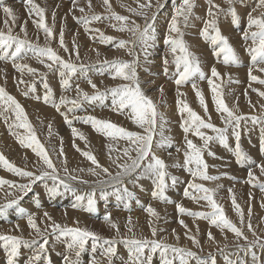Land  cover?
I'll list each match as a JSON object with an SVG mask.
<instances>
[{
	"label": "rangeland",
	"instance_id": "rangeland-1",
	"mask_svg": "<svg viewBox=\"0 0 264 264\" xmlns=\"http://www.w3.org/2000/svg\"><path fill=\"white\" fill-rule=\"evenodd\" d=\"M50 1H52V3L47 2V0H33V3L44 9L45 24L48 27L50 26V24H53V18L50 17V14L53 17V13H55L56 17L54 18V26L57 30V39L55 38L54 33L51 39H45L46 37H44L45 33L43 32V30L39 29L37 27V24L34 23V21L39 20V17H33L29 14V9L31 6H26L25 0H0V5H2L3 7L12 8L14 6L11 4H13L14 2H17L19 5L22 4L17 13L18 15H15V22L12 21V23H10L7 21L6 26V19L2 20L0 17V31L1 29H3L2 31L7 32L8 28L11 27L13 35L15 34V36H19L22 39L25 38L26 35L27 39L33 45H38L40 47L50 46L55 51H57V53L62 58H64L65 60H71V62L76 64L78 66L77 71L70 78V90H65L63 87H61V69L55 65L51 69L45 67L44 63L40 62V59H45L46 63L51 62L47 61L46 58L38 59L31 51L29 52H31L32 54L27 55L28 61L26 60L23 63L22 61L24 59V56L21 55L18 59H16V64H27L31 68L36 69V73H29L27 69L18 71L13 66L14 63L12 62V59L5 60L3 64H0L3 65L0 68V87H4L6 92L13 96L16 101L22 106L24 112L27 115L28 121L35 130V134L38 137L39 142L44 146V148L49 153L52 161L54 162L58 172V176L61 179H64L66 183L68 182L66 191L70 190L72 194L77 195L78 190L81 189L80 187H83L82 189H84L85 187H97L99 186L98 184H100L99 180L101 181L109 179V177L103 172V168H107L112 175H115L116 172L119 171V169L117 168V163H124L128 160V158L123 155V150L129 147L130 142L128 140L117 138V140L114 141V139L108 137L109 140L104 143L106 145L104 146L100 143L105 142V135L95 130L91 123H84L83 119L81 118L91 116L99 120L110 121L128 131L137 132L140 134H144V130L137 124L133 123L127 110H125L123 113L113 111L112 97L110 94L106 96L103 102L98 100L88 101L83 99L82 97L79 98V106L74 108V110L76 109L77 111H74L72 106L70 105H63L60 108V112H57L54 106L50 108L51 111L48 112V105L44 102L46 91L45 83H47L48 88L51 89L52 96L58 97L57 99H55L57 100V103H59V95H61V93H63L65 98L76 99L77 85L83 92L88 93L89 95H94L97 90L104 92L116 86L130 83L129 81H125L120 78L112 79V73H110L111 71L105 64V61L110 62L113 60H121L132 62L134 60H137L138 63L140 62L136 65V71L139 81L142 79L138 74L140 69H142L140 71L141 75L143 74V76H147L148 78L152 77V80L154 81H159L158 85L157 82H154L152 84V82L146 83L140 81V85L143 84L141 85V87L144 90L145 94L149 97H152L151 99L157 105V111L159 113L162 110L165 111L161 112L164 116L166 115L165 119L167 121V124L164 125V136L169 137L173 134L172 136H170L172 141L171 147H165L162 149L155 148V146L153 147V151L155 152V154L163 159L168 166V176L166 177L167 187L164 193L166 201L160 199L161 202H155V197H153V195L151 194L153 192L150 193V197L148 196L147 199L141 198V193L135 187H128V192L132 194L131 197L123 195V198L125 200H120L118 203H111V201H108L106 198H99L96 201V196H94V200L96 201L98 206H102L104 208L103 216L110 214L111 223H115L117 225L118 231L117 228L111 227L110 224V227L108 226L109 228L106 229V226H101L99 223H97V221L100 220L99 217L101 216V214L95 215L94 217L90 215L87 216L84 208L76 204H70L73 207L70 205H68L69 207H66L67 210H72L71 212H74L77 215L79 212L83 217H85V221L83 225L81 224V226L78 220H76L77 222H74L75 224H65L66 226H79V228L81 229L87 228L86 230L92 231L98 237H100V239L96 241L95 251H93L92 239L89 238L87 240L84 251L78 258L79 264H91L93 260L96 261V264H131V261L129 260L130 245H128L126 241L133 238L163 240L171 245L183 248L185 247L186 249H189L192 252L196 253V258L190 259L189 264H213V262L214 264H264V247L261 246L264 245V206H262L264 205V192H262L258 186H253V184L249 183L248 180V173L249 171H251L254 176L258 178V180L254 183H264V175L261 174L260 169L257 167V165L264 164V151H262V148H264V119L260 120L257 123H253L251 119H243L240 122V127L238 129V131L240 132L239 144L242 151L247 155V157H249V161L237 163L236 157L234 155V149L237 142L235 140V137L232 135L231 127L228 128V131L226 133L228 137L227 147L221 145L219 141L209 142L208 150H205L204 152V160L208 165L207 175L217 176L219 177V179L201 180L199 178H194L191 173L183 167L185 133L181 128V124L183 122V119L187 118V114L185 113L182 116V114L176 107L177 104L174 102L175 99L177 101L176 96H178V90L175 89L172 79L177 72H175L176 67L172 63L173 55L170 52L169 46L165 43V37H174L176 35V33L168 32L169 24L172 20L174 9L181 5L182 0H150V7H140V5H147L149 3V0H109L110 8L103 3V0H96V2H98L97 6H86L87 10H90V12L86 13L85 7L83 8L84 13L81 11L78 12L80 15L76 14V12L73 11L70 12L69 9L65 10L63 14H61L57 10L60 4H62L61 8L64 9L65 6L63 4H65L68 0ZM84 3L85 2H83V4ZM192 3L194 7L192 8L187 23L185 24L182 17H178V26L183 33V39L188 45L190 52H192L195 56L197 55L196 57L198 58V60H200L199 64L202 72L206 77H209L211 76V69L213 67H220L216 68L221 72H218L220 73V78L215 79L214 82L217 85L218 91L222 94V98L225 104L237 115L243 117H264V97L258 95L257 91H253V89H257L261 92H264V84L253 82L249 79V68L253 66L251 64L250 55L246 52V48L251 45V41L249 40L245 42L242 39L244 31L248 27L249 13H251L253 17L264 18V6L260 5V0H232L231 5L227 3V0H192ZM200 4L202 6H199ZM9 5H11V7ZM212 5H218L219 8H212ZM67 7L70 8L69 5H67ZM230 7L234 11H236L234 12V14L231 11V13L229 12ZM196 8H198V11ZM210 8H212V11L215 13L214 17L209 16ZM224 12H227L225 13L226 18H221V15ZM2 13L4 12L2 11ZM113 13L115 15L128 18V20L124 24L126 29L132 27L133 22L135 23V25H139L140 28L143 29L146 20L151 21L152 17H155V40L150 42L151 46L147 49V59H145L144 52L140 45L137 44L135 47H133L131 43L135 39L133 33L128 30H118L121 22L113 18ZM194 14H197L199 16L198 18H201L200 20H198L199 23L197 21H193L194 19H197V16H195ZM73 16L88 18H91L92 16H99L101 17V19L92 20L87 25L90 34L88 31H86L87 33L85 32V34H82L83 36H80L82 38L81 39L80 37H78V35H76L77 30L80 28H85V25L83 23L77 22V20L74 19ZM7 18L8 20H11L9 17ZM21 18L22 21L18 26V20ZM61 18H65L70 21H66L64 19L63 22ZM213 18H215L216 20V27L219 29L220 33L228 38V41L232 48L237 51L236 54L240 53V51H243L242 54H237V56H239L238 58L240 59L238 65H232L231 63L225 64L223 56L222 58L216 57L213 54L214 46L212 45L211 41L205 40L201 36L200 33L201 30L205 27V21ZM46 21L49 23H47ZM114 25L115 27H113ZM22 26L26 29V34L25 32H21L20 29ZM50 28H52V25ZM62 28L64 34V43L69 48V52H65L59 44L60 32ZM97 29L99 31H96ZM255 30V28L252 29V31ZM209 31L211 32V29ZM66 33H71V35L64 38ZM73 33L76 34L74 35ZM101 33H103L104 36L113 37V40L101 42V44H103L102 52H95L94 55H92L89 53L91 46H87L90 43H86L84 45L83 40L85 39V41H87L90 36L92 37V41H101ZM86 34L88 35L85 36ZM70 36L72 37V39ZM121 40L128 41V45H126V47L124 48L117 47V43ZM54 41H56V45H54ZM73 42L78 45L75 50L73 49ZM99 43L100 42H97V44ZM238 43L240 49L242 48L241 50H239ZM85 46L87 47L85 48ZM13 50L14 48L10 49V52ZM152 54L154 58H161V55H164V58L166 57L168 60H170V63H168L167 65V71L165 73V65L162 59L158 62L157 65V60L153 59L154 67L153 65L151 66L148 63L153 57ZM201 55H206L211 58L210 64L206 65L207 67L203 66V63L201 64ZM220 60L221 62L219 63ZM262 66L264 67V65H261V67ZM9 68H14V70H11ZM93 68H98L99 71H97L96 73L101 72L102 70H104V68L105 70L103 74H98V76H89ZM239 69L242 70V73L238 76V74L240 73L235 71H239ZM255 69L256 68L253 67L252 74L259 77L260 79H264V73H261ZM233 71L235 73H233ZM89 79L97 85V89H93L89 85ZM21 80H23L24 83H21ZM54 84L58 85L59 88L55 90L52 89V85ZM181 85V89L183 92H179L183 93L184 96L180 97V99L185 101L193 111H195L205 120H208L210 117L211 122L217 127H224L221 122L220 113L217 112L216 106L213 102V93L209 89L207 79H204L203 81V79H200L199 74H194L187 82ZM189 85L190 88H188ZM193 85H195L196 88L203 93V97L205 99L208 110L207 114L198 101L196 91L193 89ZM154 86H156L155 89L159 90L161 87H163V95H165V93L167 95L171 94L170 97L172 98V100H164V106H166L167 104V108L164 106L162 108L159 107L163 100V95L161 94V92L159 94L161 96H158L156 94L149 95V92L151 93V91L155 90L152 89ZM169 87L170 90H168ZM59 89L60 93L59 95H57L56 91H59ZM175 91L177 92L175 93ZM247 95L249 97L246 98ZM30 98L32 101L30 100ZM169 102H171L173 105L171 103L169 104ZM43 103L45 104L43 105ZM93 105H95V109H98L99 107L102 108L99 110H94ZM169 106L170 108H168ZM4 107L5 106L3 104H0V153H2L9 162L22 170L32 171L36 174H39L41 171L46 170V166L42 161L39 160L33 149L31 147L25 146L24 144H21L18 141V136H20L21 134L27 135L26 130L19 128H10V125H13L12 123L15 122V114L12 110L5 111ZM42 107L45 108L43 109ZM69 108H72V110L69 111ZM168 110H171L173 112H168ZM61 113H64V115H61ZM168 113L170 114L168 115ZM65 117H67V119L71 121V124L65 122ZM52 119H54L55 122H52ZM49 124H51V131L49 130ZM175 125L177 128L174 132L172 130L174 129ZM73 128H75L78 133L75 136L72 131ZM180 128L182 131L180 130ZM166 129H168L172 133L166 131ZM178 130L180 133L177 132ZM202 131L205 132L206 135H215L209 129H202ZM13 132H15L16 134L14 135ZM99 133V137L101 138L102 136V141H100V138L98 139V137H96ZM79 134H82L84 139H81ZM187 138L192 139L193 142L197 145H201L203 143L198 137L192 135L191 132L187 134ZM3 139H6V144L3 142ZM159 139L160 136L158 127L157 135L154 136V141H158ZM112 143L114 144V146ZM115 144L117 146H115ZM99 145H102L100 149ZM61 147L63 148L62 156L60 155ZM177 149H180V151H177ZM209 150L215 155H208ZM129 151L131 156L134 157L136 155V153L131 149H129ZM72 152L73 154L75 153L76 155L80 156V161L78 162V164H75L74 159L72 160ZM82 152H90L93 156H95L101 167L98 168L96 167V165H93L91 161H89L84 155H82ZM169 153H171V155H169ZM65 167H67L68 169L67 173H65L64 171ZM89 169H94L96 175H93L92 172L89 171ZM71 176H76L78 177V179L72 180L70 179ZM134 176L135 174L132 177H128L126 179L132 180ZM171 177L176 178L175 184L172 183ZM0 180L10 182L0 185V206L9 203L12 200H18V203L16 205L7 208L2 214H0V234L21 236L24 240L29 241V244L27 246H24L23 244L21 245L18 255L15 258V264H27L30 257H32V255L39 248V244L43 242V237L38 235L35 230L28 227L27 215H34L35 220L37 221L36 223L42 232L45 228H47L48 223H50L44 217L45 212H47L49 216H51L53 221L56 220L55 222L63 226L64 224L60 222V220L56 216V213L54 212H65V210L56 202L51 203V199L56 194V192L58 193L62 188L65 187L64 185L60 184L58 180L54 181L50 177H46L31 184L30 190H21L18 187H13L12 185L28 184L29 179L7 170L3 165H0ZM84 180L87 181V183L82 182ZM127 180L124 181L125 184L128 183ZM74 181H77L75 183L79 182L81 186L79 184L75 185ZM189 182L202 184L207 188L213 189V197L215 201L220 206H222L224 215L229 221H231L235 226L242 230L244 236L247 237V240H245L243 237H237L227 228H221L213 225L209 219L194 217L187 213H181L180 211H178L177 204L188 210V212L207 213L211 211V209L207 206L206 201L196 200L184 195L185 189L189 186ZM54 187L56 188V191L50 192L49 189H52ZM154 190L155 186L153 191ZM188 190L190 195L192 196L203 195L202 193L195 192L190 188H188ZM229 190H231V192ZM233 198L235 199L236 204L239 206V209L243 213V223H241V217L233 206ZM40 199H44V201H41ZM30 200L38 202L40 201L41 203L39 207H32L30 209V207L27 206ZM147 205L155 210L157 216L149 215L147 211V208L149 206ZM249 207H251V226L255 234H253V231L248 230ZM23 208L25 209V211L20 214L18 210H22ZM142 208L146 209L144 210ZM41 210L43 211V213H39ZM103 216L102 218H104ZM73 217H75V215ZM129 217H131V224L128 223ZM92 221H94L95 223H91ZM180 221H183L184 225H187V228H185L180 223ZM17 225H19V228L23 231L17 229ZM129 227L132 228V231H129ZM152 228L157 229L155 237H153L152 235ZM173 230H175V235L173 234ZM169 232L170 235L167 234ZM209 233H211L214 239H209ZM44 236L47 238L48 243L46 245L45 251L41 253V259L39 261H36L35 264H65L64 257L66 255L69 256L73 261L77 260L75 251H70L67 247L70 239H68L67 237H60L58 236V234L52 233L51 228H47V231L44 232ZM177 236L179 237V240H177ZM188 236L195 237V239L198 241V244H194L193 241L188 238ZM257 239H259V243L256 244L251 250H249V244L257 241ZM33 240L36 241L35 244L31 243ZM105 241H115V243L107 244L105 243ZM56 243H58L59 245L57 246ZM97 245L99 247V250H96ZM108 247H114V254H107L106 250ZM253 253L255 254V258ZM145 256H147V251L145 253ZM172 256L173 254L169 252L168 257L172 258ZM0 264H8L7 249L5 248L2 241H0ZM151 264H162V256L159 250L152 254ZM174 264H179V261H175Z\"/></svg>",
	"mask_w": 264,
	"mask_h": 264
},
{
	"label": "snow or ice",
	"instance_id": "snow-or-ice-1",
	"mask_svg": "<svg viewBox=\"0 0 264 264\" xmlns=\"http://www.w3.org/2000/svg\"><path fill=\"white\" fill-rule=\"evenodd\" d=\"M26 6L30 5L29 14L35 13L36 16L39 17L38 21H34L37 24V27L45 33L46 40H49L53 37V32L50 27L45 24V16L44 9L40 8L38 5L33 3V0H25ZM89 7H91V0H88ZM103 3L110 8L109 0H103ZM227 3L232 4V0H227ZM73 4L75 7V0H73ZM260 5L264 6V0H260ZM151 3L147 5H140V7H150ZM2 7L3 12L15 22V16L13 15V10L9 7ZM194 7L192 0H182V3L179 7L174 9V14L172 20L169 24V32L176 33V35L165 37V43L169 46L170 52L173 55L172 63H174L176 67V77L175 84L179 89V86L185 82H187L194 74H199L200 79H207L209 89L213 93V102L216 106V110L220 113L221 122L224 127H217L215 124L211 122L209 117L208 120L202 118L199 114L193 111L190 106L180 99L183 96V93H179L176 101L177 109L182 114H187V118L183 119L181 124L182 130L185 133V151H184V161L183 167L188 170L194 178H199L201 180H216L219 179L217 176H209L207 175V167L204 160V152L208 150L209 142L211 141H219V143L225 147L228 146V137L226 135L228 128H232V135L235 137L236 146L234 149V155L236 157L237 163H243L245 161H249V157L242 151L240 148L239 140H240V132L238 131L240 127V122L243 119H251L253 123H257L260 120L264 119V117H243L237 115L232 109H230L224 102L222 98V94L218 91L217 85L215 84V79L220 78V73L216 70L215 67L211 69V76L206 77L202 72L199 64L198 58L189 50L188 45L183 39V33L181 32L178 26V17H182L185 24L188 21L189 15ZM212 8H219L218 5H212ZM212 8L209 9V16L214 17L215 13L212 11ZM81 12L84 11L83 8L79 9ZM229 11L233 12L232 8H229ZM55 18V13H53V20ZM79 23H83L85 25V30L89 31L87 25L92 20H99L101 17L92 16L88 17H73ZM113 18L119 22H121V26L119 27V31L128 30L133 33L135 37L134 41H132L133 47L137 44L141 46L145 59H147L148 51L147 49L151 46L150 42L155 40V17L153 16L151 21L146 20L145 26L143 29L140 28L139 25H135L133 22V26L130 28H125L124 24L128 20L127 17L119 16L113 14ZM235 23V21H234ZM5 25L7 26V20L5 21ZM115 27V25L113 26ZM255 28V31L252 29ZM211 29V32L209 31ZM21 32H25L26 29L22 26ZM96 31H99L98 29ZM201 36L205 40H210L212 45L214 46V55L219 57L223 54V60L225 64L231 63L232 65L239 64V58L235 52V50L230 45L228 38L223 36L219 29L216 27L215 18L205 21V27L201 30ZM63 28L60 32V47L65 51L69 52V48L65 45L63 39ZM242 39L247 42L251 41V45L246 48V52L250 55L251 64L256 68L257 71L264 73V67H259V65H264V18L261 17H253L251 13L249 14L248 19V27L245 29ZM101 42L112 41L113 37L104 36L103 33L100 34ZM128 41H119L117 43V47L124 48L128 45ZM78 46L73 42V49L75 50ZM13 51H9L13 49ZM31 51L38 59L46 58L47 61L51 63H46L45 59H40L41 63H44L45 67L51 69L54 65L61 69V87L65 90H70V78L77 71V65L71 62V60H65L62 58L57 51H55L52 47H40L38 45H33L26 37L20 38L19 36H15L12 34L11 27L8 28L7 32L0 31V60H6L11 58L13 62L18 59L22 53H27ZM78 58V52H77ZM138 61L134 60L132 62L121 61V60H113V61H105V64L111 71V78H120L125 81H129L128 84H123L116 86L114 88L108 89L104 92L99 90L96 91L94 95H89L88 93L83 92L79 86L77 85V98L69 99L65 97H61L60 102L56 103L52 100L51 89L48 88L47 83H45V96L44 102H52L53 106L56 108L57 112H60L61 105H71L72 108L79 106V98H83L88 101H101L103 102L107 95H111L112 97V109L113 111H117L123 113L127 110L130 114V118L133 123L137 124L140 128L144 130V134H140L137 132L128 131L110 121L99 120L95 117H86L83 119L84 123H91L93 128L98 132L103 133L106 137H110L111 139H125L130 142L129 147L123 150V155L128 158V160L124 163H117V168L119 171L116 172L115 175H112L107 168H103V172L109 177L108 180H101L102 184H114L120 185L123 184L124 179L128 177H132L134 174L136 179H139L142 176L155 177L156 184L155 190L153 191V197H158L161 200L166 201V197L164 195L165 189L167 187L166 177L167 173V165L163 159H161L158 155L153 151V147L155 148H165L171 147L172 141L170 137L164 136V125L167 123L164 115L157 111V105L153 102V100L147 96L140 85V81L138 79L136 65ZM163 63L165 65V71H167V65L169 63L167 58H164ZM18 71H23L27 69L29 73H36V69L31 68L27 64H15L13 65ZM82 67V66H81ZM253 67L249 68V79L253 82H258L260 84H264V79H260L259 77L252 74ZM24 83L23 80L20 81ZM89 85L93 89H97V85L93 83L90 79L88 80ZM193 89L196 91V96L200 105L204 108L205 113L207 114V105L205 103V99L203 97V93L193 85ZM33 90V89H30ZM253 91H257L258 95L264 97V92H261L257 89H253ZM161 94H163V87L160 88ZM26 95V93H25ZM0 104H3L4 110H12L15 114V122L13 125H10V128H19L26 130L27 135L21 134L18 136V141L21 144H24L27 147H31L40 161L46 166V170L41 171L39 174H36L32 171L22 170L17 168L14 164L8 161V159L0 153V165H3L7 170L14 172L15 174L27 177L29 179L28 184H20V185H12L13 187H18L21 190L31 188V184L36 181L42 180L46 177H50L54 181H59L60 184L64 185L65 188L68 187L66 181L61 179L58 176L57 169L55 167L54 162L52 161L49 153L44 148V146L39 142L38 137L35 134V130L28 121L27 115L24 112L22 106L16 101V99L8 94L4 87H0ZM69 108V111L72 110ZM64 115V113H61ZM65 122L71 124V121L65 117ZM159 127V136L160 139L158 141H154V136L157 135V128ZM202 129H209L215 135H206ZM49 130H51V124H49ZM74 136L77 135V130L75 128L72 129ZM191 132L192 135L198 137L203 143L201 145H197L193 142L192 139L187 138V134ZM15 135L16 133L13 132ZM81 139H84L82 134H79ZM134 145V147H133ZM75 146V145H74ZM134 151L136 155L133 157L130 155V151ZM79 150V149H77ZM180 151V149H177ZM264 151V148H262ZM60 155H63V148L61 147ZM93 165L96 167H101L96 160L95 156H93L90 152H82ZM171 155V153H169ZM208 155L214 156L210 150L208 151ZM115 162V161H114ZM260 169L262 175H264V164L257 165ZM50 170V171H48ZM65 173L68 172L67 167L64 168ZM82 171V169H81ZM93 175H96L94 169H89ZM249 183H252L253 186H258L262 192H264V183H254L258 180L254 174L249 171ZM70 179L77 180L78 177L71 176ZM172 183H176V178L171 177ZM87 183V181H82ZM10 183L8 181L0 180V185ZM188 188L194 190L195 192L202 193L200 196H192L189 193ZM188 188L185 189L184 195L189 198H193L196 200H204L207 202V206L211 209L210 212L202 213V212H188V210L184 209L181 205L177 204V209L181 213H187L194 217L206 218L209 219L210 222L221 228H227L231 232H233L237 237H243L247 240V237L244 236L242 230L235 226L231 221H229L224 212L222 210V206H220L214 199L213 194L214 190L205 187L202 184H197L193 182H189ZM50 192H55L56 188L49 189ZM231 192V190H229ZM123 193L127 197H131V193L128 192V189L125 187L123 189ZM83 197H77V200H82ZM117 199H122L120 195L117 196ZM18 200H12L9 203L0 206V214H2L7 208L16 205ZM94 204V200L92 198L88 199V206L91 208ZM233 206L236 209L237 213L241 217V223H243V213L239 209V206L236 204L235 199L233 198ZM264 206V205H262ZM75 207V205H74ZM127 207V206H126ZM24 211L23 209L21 210ZM148 213L151 216H157V213L150 206L147 208ZM249 214V223L248 230L253 231L251 226V207L248 210ZM44 217L46 218L48 223L47 228H51L52 233L58 234L60 237H68L70 238V242L67 247L70 251H75V256L77 257L76 261L70 259L69 256L64 257L65 264H79L78 258L80 254L84 251L85 244L89 238L93 241V251H95L96 241L100 239L94 232L81 229L79 227H68L66 225H61L52 220L51 216L47 212L44 213ZM105 221L110 223L111 227L117 228L115 223H111L110 214L105 216ZM27 223L28 226L35 230L36 233L43 237V242L39 244V248L36 252L30 257L27 264H35L36 261L41 259V253L45 251L46 245L48 243L47 238L44 236V232L47 231V228L42 232L38 227L35 217L32 214L27 215ZM129 224H131V217H129ZM180 223L187 228V225H184L183 221ZM151 224V222H150ZM17 229H19V225H17ZM118 231V228H117ZM129 231H132V228L129 227ZM157 229L152 228L153 237L156 236ZM173 234L175 235V230H173ZM187 235V233H186ZM189 239L193 241L194 244H198V241L193 236H188ZM209 239H214L211 233H209ZM177 240L179 237L177 236ZM0 241L3 242L5 248L7 249V259L8 264H15V258L18 255L19 249L21 245L27 246L29 241L24 240L21 236L16 235H7L0 234ZM31 243L35 244L36 241L33 240ZM107 244H114L115 241H105ZM128 245H130L129 251V260L131 264H151L152 254L157 250L161 252L162 256V264H174L175 261H179V264H189L190 259L196 258V253L192 252L189 249L178 247L175 245H171L166 243L163 240L157 239H129L126 241ZM259 243V239L249 244V250H251L256 244ZM264 247V245H261ZM147 251V256L145 253ZM108 255H112L115 252L114 247H108L106 250ZM171 252L173 254L172 258L168 257V253ZM254 258L255 254L253 253ZM91 264H96V261L93 260ZM214 264V262H213Z\"/></svg>",
	"mask_w": 264,
	"mask_h": 264
},
{
	"label": "bare ground",
	"instance_id": "bare-ground-1",
	"mask_svg": "<svg viewBox=\"0 0 264 264\" xmlns=\"http://www.w3.org/2000/svg\"><path fill=\"white\" fill-rule=\"evenodd\" d=\"M72 0H68L65 4H63L65 7H64V9H62L61 8V6H62V4H60L59 5V7H58V11L61 13V14H63V12L65 11V10H67V9H69L70 10V12L71 11H73V12H76V14H78V15H80L78 12H80V8H85L86 6H89V3H88V1L87 0H80V1H78V0H75V7H74V4H73V1L71 2ZM203 1V0H202ZM38 2V1H37ZM43 2V1H42ZM47 2H51L52 3V1H48L47 0ZM56 2V1H55ZM83 2H85L84 4H83ZM10 3V2H9ZM41 3V2H40ZM257 3V2H256ZM69 5L70 6V8H68L67 7V5ZM11 5H13L14 7H12L11 9L13 10V15L15 16H17L18 14V11H19V9H20V7H21V5H19L17 2H14L13 4H11ZM11 5H9L10 7H11ZM24 5V4H23ZM85 5V6H84ZM91 5L92 6H97L98 5V2H96V0H91ZM236 5V4H235ZM84 6V7H83ZM100 6V5H99ZM199 6H202L201 4L199 5ZM204 6V5H203ZM50 7V6H49ZM52 7V6H51ZM198 7V6H197ZM236 7V6H235ZM48 8V7H47ZM93 8V7H92ZM231 8V7H230ZM234 8V7H233ZM86 9V13H89L90 12V10L88 11L87 10V7L85 8ZM197 9V11H198V8H196ZM261 9V8H260ZM50 10V9H49ZM0 11H1V15H0V17H1V19L3 20H7L8 22H10V23H12V19L11 20H8V16L5 14V13H2V7H0ZM245 11V10H244ZM47 12V11H46ZM200 12V11H199ZM230 12V11H229ZM234 12H236V11H234ZM45 13V12H44ZM84 13V12H83ZM82 13V14H83ZM193 13V12H192ZM225 13H227V12H224L221 16V18H226V14ZM231 13V12H230ZM229 13V14H230ZM248 13V12H247ZM114 14V13H113ZM228 14V15H229ZM250 14V13H249ZM33 17H36V15H35V13H32L31 14ZM87 15V14H86ZM89 15V14H88ZM195 16H197V19L195 20H193L194 22H198V20H200L201 18H198L199 16L197 15V14H194ZM6 16V17H5ZM64 16V15H63ZM63 16H62V18H63ZM82 16V15H81ZM5 17V18H4ZM50 17L51 18H53L52 16H51V14H50ZM56 17V16H55ZM74 17V16H73ZM20 18V17H19ZM47 18V17H46ZM61 18V19H62ZM167 18V17H166ZM195 18V17H194ZM0 19V20H1ZM59 19V18H58ZM57 19V20H58ZM60 19V20H61ZM65 19V18H64ZM64 19H62V21L64 22ZM33 20H35V19H33ZM50 20V19H49ZM66 21H70V20H67V19H65ZM158 20V19H157ZM21 21H22V18L21 19H19L18 20V22L19 23H17L18 24V26H19V24L21 23ZM101 21V20H100ZM156 21V20H155ZM191 21V20H190ZM220 21V20H219ZM30 22V21H29ZM47 22V21H46ZM50 22H52V21H50ZM112 22V21H111ZM24 23V22H23ZM47 23H49V22H47ZM100 23V22H99ZM102 23V22H101ZM199 23V22H198ZM33 24V23H32ZM63 24H65V23H63ZM29 25H30V23H29ZM51 25H52V32L55 34V38L57 37V30H56V28H55V26H54V20H53V24H50V26L49 27H51ZM58 25V24H57ZM60 25V24H59ZM199 25V24H198ZM61 26V25H60ZM71 26V25H70ZM77 26V25H76ZM82 26V25H81ZM80 26V27H81ZM84 26V25H83ZM121 26V25H120ZM74 27H75V25H74ZM79 27V26H78ZM85 27V26H84ZM88 27V26H87ZM190 27V26H189ZM232 27V26H231ZM64 28H65V25H64ZM95 28H96V26H95ZM192 28V27H191ZM20 29V28H19ZM58 29V28H57ZM187 29H189V28H187ZM3 29H1V31H2ZM74 30V29H73ZM197 30V29H196ZM85 32H86V30H85V28H80V29H78L77 30V34L76 33H73L74 35L76 34V35H78V37H80L83 33L85 34ZM89 32V31H88ZM169 32V31H168ZM39 33H41V32H39ZM87 33V32H86ZM170 33V32H169ZM237 33V32H236ZM21 34V33H20ZM38 34V33H37ZM89 34H90V32H89ZM157 34V33H156ZM15 35V34H14ZM69 35H71V33L69 34V33H66V35L64 36V38L65 37H67V36H69ZM88 34H86L85 36H87ZM234 35V34H233ZM73 36V35H72ZM83 36V35H82ZM95 36V35H94ZM94 36H93V38H94ZM31 37V36H30ZM45 37V36H44ZM71 37V36H70ZM69 37V38H70ZM97 37V36H96ZM234 37V36H233ZM81 38V37H80ZM98 38V37H97ZM46 39V38H45ZM57 39V38H56ZM55 39V40H56ZM67 39V38H66ZM71 39H72V37H71ZM70 39V40H71ZM77 39V38H76ZM82 39V38H81ZM92 39V37H90L89 36V38L87 39V41H85V39L83 40V42H84V45L86 44V43H90V44H88L87 46H91V48H90V51H89V53L90 54H92V55H94V53L96 52V53H98V52H102V45L103 44H101V41H99V40H95V41H92L91 40ZM96 39V38H95ZM75 40V39H74ZM94 40V39H93ZM38 41H39V39H38ZM196 41V40H195ZM55 43H54V45H56L57 43H56V41H54ZM95 42H96V45H95ZM97 42H100L99 44H97ZM238 42H239V40H238ZM198 43V42H197ZM106 45V44H105ZM78 46V45H77ZM87 46H85V48L87 47ZM237 46V45H236ZM238 46H239V43H238ZM237 46V47H238ZM81 47H83V46H81ZM97 47V48H96ZM100 49H99V48ZM195 47V46H194ZM236 48V47H235ZM57 49H59V48H57ZM242 49V48H241ZM240 49V46H239V50H241ZM245 50V49H244ZM10 51V50H9ZM235 52H237V51H235ZM242 52L243 51H240V53L242 54ZM86 53V52H85ZM240 53H237L238 55L240 54ZM0 54H2V53H0ZM28 54H32L31 52H27V53H22L21 55H23L24 56V59H23V63L27 60V55ZM244 54V53H243ZM101 56V55H100ZM152 56H153V54H152ZM162 57L160 58V57H157V58H154V56L151 58V61L150 62H148L151 66L154 64L153 63V59H156L157 60V63H156V65L158 64V62L162 59V60H164V55H161ZM197 56V55H196ZM200 56V55H199ZM222 56L223 55H220L218 58H222ZM242 56V55H241ZM201 64L203 63V66H206L207 64H210V59L211 58H209V56H206V55H201ZM217 57V56H216ZM239 57V56H238ZM244 57V56H243ZM166 58V57H165ZM11 58H9V59H6V60H10ZM139 59V58H138ZM173 59V58H172ZM240 60V59H239ZM5 60H0V64H3V62H4ZM16 61L17 60H15V62H13V63H15L16 64ZM28 61V60H27ZM146 61V60H145ZM168 61H170V60H168ZM200 61V60H199ZM147 62V61H146ZM221 62V60L219 61V63ZM140 63V62H139ZM138 63V64H139ZM170 63V62H169ZM218 63V64H219ZM222 63H223V61H222ZM174 64V63H173ZM160 65V64H159ZM171 65V64H170ZM223 65V64H222ZM3 65H0V68L2 67ZM175 66V65H174ZM153 67H154V65H153ZM207 67V66H206ZM233 67V66H232ZM260 67H261V65H260ZM263 67V66H262ZM5 68H7V67H5ZM137 68V67H136ZM151 68V67H150ZM149 68V69H150ZM216 68H220V67H216ZM9 69H11V68H9ZM16 69V68H15ZM232 69V68H231ZM246 69V68H245ZM8 70V69H7ZM11 70H14V68L13 69H11ZM102 70V69H101ZM104 70H105V68H104ZM104 70H102L101 72H99V73H96L97 71H99L98 70V68H93L92 69V71H91V73L89 74V76H92V75H97L98 76V74H103L104 73ZM142 69H140L139 70V72H138V74H139V76L142 78L140 81H142V82H146V83H150V82H152V84L154 83V82H157V85H158V83H159V81H154V80H152L153 78L151 77V78H148L147 76H143V74L141 75V71ZM151 70V69H150ZM172 70V69H171ZM175 70V69H174ZM218 72H220V70H218V69H216ZM235 70V69H234ZM244 70V69H243ZM256 70V69H255ZM152 71H154V70H152ZM225 71V70H224ZM166 71H164V73H165ZM176 72V71H175ZM174 72V73H175ZM235 72H238V73H240V74H238V76L239 75H241V73H242V70H240L239 69V71H235ZM234 71H233V73H235ZM254 72H256V71H254ZM111 73V72H110ZM172 73H173V71H172ZM209 73V72H208ZM221 73V72H220ZM245 73V72H244ZM17 74V73H16ZM108 74H109V71H108ZM149 74V73H148ZM177 74V73H176ZM101 76V75H100ZM108 76V75H107ZM157 77V76H156ZM175 77H176V75H174L173 76V85H174V87H175V89H177L178 91H181V92H183L182 91V85H180L179 86V89L177 88V85L175 84V82H174V79H175ZM155 78V77H154ZM172 78V77H171ZM223 78V77H222ZM54 79V78H53ZM170 79V78H169ZM107 81H110V80H107ZM203 81H204V79H203ZM169 82H171V81H169ZM12 83V82H11ZM195 83V82H194ZM200 83V82H199ZM19 84V83H18ZM52 84V83H51ZM184 84V83H183ZM141 85H143V84H141ZM146 85V84H145ZM150 85V84H149ZM156 85V86H157ZM172 85V86H173ZM197 85V84H196ZM229 85V84H228ZM156 86H154L152 89L154 90L155 88H156ZM162 86V85H161ZM145 87V86H144ZM166 87V86H165ZM174 87H173V89H174ZM59 87H58V85H56V84H54V85H52V89H58ZM184 88H185V86H184ZM188 88H190V85H189V87ZM166 89V88H165ZM242 89V88H241ZM22 90V89H21ZM167 90V89H166ZM168 90H170V87H169V89ZM167 90V91H168ZM187 90H189V89H187ZM185 91V90H184ZM55 92V91H54ZM57 93V95H59V93H60V89H59V91H56ZM61 92H63V91H61ZM177 91H175V93H176ZM66 93V92H65ZM180 93V92H179ZM192 93V92H191ZM223 93V92H222ZM228 93V92H227ZM243 93V92H242ZM154 95V94H156V95H158V96H161V95H159L160 94V90L159 89H155L154 91H151V93L149 92V95ZM188 94V93H187ZM163 95V94H162ZM169 95V96H168ZM166 94L165 93V95H163V100H162V102H161V105L159 106V107H163L164 106V100H169V99H171L172 100V98L170 97V95L171 94ZM177 95V94H176ZM192 95V94H191ZM184 96V95H183ZM186 96V95H185ZM61 97H64V95H63V93H61V95H59V102H60V99H61ZM177 98H178V96H176ZM182 97V96H181ZM247 97H249L248 95L246 96V98ZM58 97L57 96H52V100H55V99H57ZM150 98H152V97H150ZM33 99V98H32ZM155 99V98H154ZM30 100H31V98H30ZM39 100V99H38ZM174 100V99H173ZM186 100V99H185ZM247 100V99H246ZM32 101V100H31ZM35 102V101H34ZM38 102V101H37ZM55 102L57 103V100H55ZM160 102V101H159ZM173 102V101H172ZM175 103H176V99H175V101H174ZM173 102V103H174ZM171 102H169V104H170ZM30 104V103H29ZM33 104V103H32ZM45 103H43V105H44ZM172 104V103H171ZM241 104V103H240ZM47 105H48V112H50L51 111V109L50 108H52L53 107V104H52V102L50 101L49 103H47ZM173 105V104H172ZM31 106V105H30ZM34 106V105H33ZM40 106V105H39ZM63 105H61V107H62ZM71 106V105H70ZM166 106H167V104H166ZM166 106H164V107H166ZM69 107V106H68ZM172 107V106H171ZM177 107V106H176ZM43 108V107H42ZM45 108V107H44ZM43 108V109H44ZM47 108V107H46ZM93 108H94V110H99V109H101L102 107H99L98 109H95V105H93ZM167 108V107H166ZM165 108V109H166ZM168 108H170V106L168 107ZM164 109V108H163ZM62 110V109H61ZM73 110H74V108H73ZM63 111V110H62ZM74 111H77L76 109L74 110ZM171 111V110H170ZM169 110H168V112H170ZM32 112V111H31ZM40 112V111H39ZM42 112V111H41ZM65 112V111H64ZM161 112H165V111H161ZM160 112V113H161ZM171 112H173V111H171ZM175 113V112H174ZM78 114V113H77ZM167 114V113H166ZM170 113H168V115H169ZM39 116H40V114H39ZM166 116V115H165ZM164 116V117H165ZM176 116V115H175ZM46 117V116H45ZM79 117V116H78ZM174 117V116H173ZM42 118V117H41ZM49 118V117H48ZM31 120H33V119H31ZM44 120V119H43ZM52 122H55L54 121V119H52L51 120ZM13 124V123H12ZM34 124V123H33ZM167 124V123H166ZM174 124V123H173ZM176 124V123H175ZM46 125V124H45ZM171 127V126H170ZM165 128V127H164ZM166 128H168V127H166ZM176 125H175V127H174V129L172 130V131H176ZM179 128V127H178ZM182 128V127H181ZM181 128H180V130H181ZM158 129V128H157ZM169 129H171V128H169ZM51 131V130H50ZM166 131H169L168 129H166ZM182 131V130H181ZM170 133H172L171 131H169ZM178 133H180L179 132V130L177 131ZM167 133V132H166ZM178 133H177V135H178ZM103 134V133H102ZM99 135H100V133L96 136V137H98V139L100 138L99 137ZM173 135V134H172ZM172 135H170V136H172ZM182 135V134H181ZM4 136V135H3ZM17 136V135H16ZM169 136V137H170ZM106 137V136H105ZM174 137V136H173ZM1 138H2V136H1ZM6 138V137H5ZM101 138H102V136H101ZM101 138H100V141H102L101 140ZM104 138V137H103ZM107 138V139H106ZM105 139H104V141L105 142H102V143H100V141H99V143L100 144H103L104 146H106L104 143H106L109 139H108V137H106ZM171 138V137H170ZM181 138V137H180ZM7 139V138H6ZM6 139H3L4 141V143L6 142L5 140ZM55 139V138H54ZM93 139H95V138H93ZM97 139V138H96ZM157 139V138H156ZM175 139V138H174ZM1 140V139H0ZM52 140V139H51ZM56 140V139H55ZM115 140H117V139H115ZM114 140V141H115ZM244 140V139H243ZM98 141V140H97ZM113 141V142H114ZM121 141V140H120ZM177 141V140H176ZM2 142V143H3ZM12 142H13V140H12ZM112 142V141H111ZM56 143V142H55ZM6 144V143H5ZM8 144V143H7ZM45 144V143H44ZM113 144V143H112ZM119 144H121V143H119ZM248 144V143H247ZM3 146V145H2ZM1 146V147H2ZM100 146V145H99ZM102 146V145H101ZM101 146L99 147V149L101 148ZM113 146H114V144H113ZM115 146H117L116 144H115ZM119 146V145H118ZM220 146V145H219ZM11 147V146H10ZM97 147H98V145H97ZM109 147H110V145H109ZM121 147V146H120ZM120 147H119V149H120ZM73 148V147H72ZM122 148V147H121ZM119 149H117V150H119ZM227 150V149H226ZM71 151V150H70ZM100 151V150H99ZM101 152V151H100ZM113 152V151H112ZM71 153V152H70ZM69 153V154H70ZM98 153V152H97ZM10 154V153H9ZM108 154V153H107ZM163 154V153H162ZM103 155V154H102ZM75 156H76V158H75ZM20 159V158H19ZM74 159V161H75V164H78V162L80 161V156L79 155H76L75 153L73 154V152H72V160ZM229 161V160H228ZM29 162V161H28ZM73 162V161H72ZM72 162H71V164H72ZM85 163V162H84ZM250 170V169H249ZM217 174V173H216ZM232 175V174H231ZM230 177V176H229ZM249 178V177H248ZM242 179V178H241ZM125 180H127L126 178L124 179V181ZM249 180V179H248ZM85 181V180H84ZM135 181V182H134ZM75 182H77V181H74V183ZM99 182H100V180H99ZM127 184H125V182H123V184H120V185H114V184H102V183H100V184H98L99 186H97V187H89V188H84V189H82L83 187H80L81 189H79L78 190V193H77V195H74V194H72V192L69 190V191H66V188H62L58 193L56 192V194L52 197V199H51V203H54V202H56L57 204H59L64 210H65V212L64 211H57V212H54V213H56V216L58 217V219L60 220V222L61 223H63L64 225L65 224H73L76 220H78V222H79V224H80V226H81V224L83 225V223H84V219H85V217H83L79 212H78V215L77 214H75L74 212H71L70 210H67V206L68 205H70V204H76V205H80V206H82L83 208H84V210H85V212L87 213V216L88 215H90V216H95V215H98V214H101V216L99 217L100 218V220L99 221H97V223H99L101 226H106L107 228L106 229H108L110 226H109V224L110 223H108V222H106L105 221V216H103L104 215V208L102 207V206H98V204L96 203V201H97V199H99V198H102V199H107L108 201H111V203H118L120 200H125L124 198H123V195H124V193H123V189L126 187L127 189H128V187H135L140 193H141V198H144V199H147V197L149 196L150 197V193L151 192H153V189H154V186H155V184H156V180H155V177H144V176H142L140 179H136V176H134V178L132 179V180H127ZM68 183V182H67ZM77 184H79V182L78 183H75V185H77ZM74 185V184H73ZM80 185V184H79ZM83 185V184H82ZM70 186V185H69ZM81 186V185H80ZM221 186V185H220ZM107 187H109V188H107ZM217 188V187H216ZM77 191V190H76ZM152 194V193H151ZM118 195H120L121 197H122V199H117V196ZM222 195V194H221ZM94 196H96V201L94 200ZM125 196V195H124ZM152 196V195H151ZM167 196V195H166ZM220 196V195H219ZM77 197H83V199L82 200H77ZM31 198V197H30ZM89 198H92L93 200H94V204H93V206L91 207V208H89V206H88V199ZM138 199V198H137ZM41 201H44V199H40ZM154 200H155V202L156 201H160L161 202V200H160V198H158V197H155L154 198ZM220 200V199H219ZM138 201V200H137ZM151 201V200H150ZM40 201L38 202V201H33V200H30L29 201V203H28V205L27 206H29L30 207V209L32 208V207H39V205H40ZM110 203V202H109ZM122 203V202H121ZM141 203V202H140ZM140 203H138V204H140ZM142 204V203H141ZM149 204H150V202H149ZM137 205V204H136ZM70 206H72V205H70ZM147 206H149V205H147ZM173 206V205H172ZM69 207V206H68ZM73 207V206H72ZM146 207V206H145ZM155 207V206H154ZM166 207V206H165ZM138 208V207H137ZM70 209V208H69ZM142 209H144V208H142ZM146 209V208H145ZM144 209V210H145ZM170 209V208H169ZM23 210L25 211V209L23 208ZM46 210V209H45ZM23 211V212H24ZM42 211V210H41ZM39 212V213H43V211L42 212ZM47 211V210H46ZM139 211V210H138ZM18 212L20 213V214H22L23 212L21 211V210H18ZM45 212V211H44ZM146 212V211H145ZM145 214V213H144ZM51 215V214H50ZM75 215V217H73ZM150 215V214H149ZM102 216L104 217V218H102ZM176 216V215H175ZM178 217V216H177ZM38 218V217H37ZM36 218V219H37ZM171 220V219H170ZM169 220V221H170ZM174 220V219H173ZM172 220V221H173ZM56 221V220H55ZM91 221V220H90ZM147 221V220H146ZM37 222V221H36ZM77 222V221H76ZM106 222V223H105ZM17 223V222H16ZM21 223V222H20ZM85 223H87V222H85ZM90 223V222H89ZM91 223H95L94 221H92ZM18 224V223H17ZM28 224V223H27ZM75 224V223H74ZM15 225V224H14ZM21 225V224H20ZM77 225V224H76ZM90 225V224H89ZM16 226V225H15ZM26 226V225H25ZM69 226H71V225H69ZM74 226V225H73ZM109 226V227H108ZM24 227V226H23ZM22 227V228H23ZM29 227V226H28ZM28 227H26V228H28ZM79 227V226H78ZM121 227V226H120ZM213 228V227H212ZM9 229H10V227H9ZM20 229V228H19ZM87 229V228H86ZM160 229V228H159ZM173 229V228H172ZM26 230V229H25ZM110 230V229H109ZM2 231H4V230H2ZM20 231H23V230H21L20 229ZM25 232V231H24ZM28 232V231H27ZM167 234H169L170 235V232L169 233H167ZM11 235V234H10ZM172 236V235H171ZM68 238V237H67ZM159 238V237H158ZM68 239H70V238H68ZM162 239V238H161ZM66 241H67V239H66ZM202 241V240H201ZM68 243V242H67ZM56 245L58 246L59 244L58 243H56ZM185 248V247H184ZM96 250H99V247H98V245H97V247H96ZM250 256V255H249Z\"/></svg>",
	"mask_w": 264,
	"mask_h": 264
}]
</instances>
